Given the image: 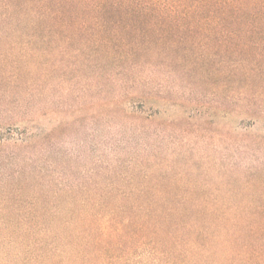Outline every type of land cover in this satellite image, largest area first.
Returning <instances> with one entry per match:
<instances>
[{
	"label": "rangeland",
	"instance_id": "374dc122",
	"mask_svg": "<svg viewBox=\"0 0 264 264\" xmlns=\"http://www.w3.org/2000/svg\"><path fill=\"white\" fill-rule=\"evenodd\" d=\"M258 253L264 0H0V264Z\"/></svg>",
	"mask_w": 264,
	"mask_h": 264
},
{
	"label": "trees",
	"instance_id": "16d2710c",
	"mask_svg": "<svg viewBox=\"0 0 264 264\" xmlns=\"http://www.w3.org/2000/svg\"><path fill=\"white\" fill-rule=\"evenodd\" d=\"M149 1H159V0H149ZM239 10L240 9H242L243 8V6H238L237 7ZM233 10H225V13H223V15L226 17V16H228V15H231V14H233ZM239 14V16H242V14H244V12H242V13H238ZM110 223V222H109ZM108 223V224H109ZM99 231L102 233V235H104V234H106L107 233V231H112V232H110L111 234H114L115 232H117L118 230H120L121 229V227H117L116 225H115V223L112 225V224H109V226H104V225H100L99 227ZM190 245L194 248L195 246H197V243L195 242V241H190ZM251 252H249L248 251V255H249V257H250V254ZM258 255H260L261 257L260 258H264V255H263V253H258ZM248 261L250 262V260L248 259Z\"/></svg>",
	"mask_w": 264,
	"mask_h": 264
}]
</instances>
